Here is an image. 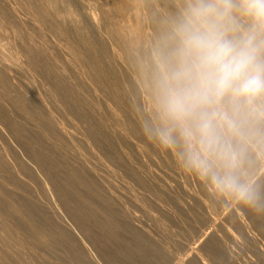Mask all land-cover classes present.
<instances>
[{
	"label": "bare ground",
	"instance_id": "6f19581e",
	"mask_svg": "<svg viewBox=\"0 0 264 264\" xmlns=\"http://www.w3.org/2000/svg\"><path fill=\"white\" fill-rule=\"evenodd\" d=\"M15 31L23 32V33L25 32L28 35V41L26 42L25 40L23 41L18 39V35H17L16 36L17 38H15L14 36V39H18L19 41L12 39V42L14 40L12 45L10 40L12 34L15 33ZM97 34L99 35V37L103 36V38H105L107 41L108 39H110V41L112 42V44L111 43L109 44L110 47H108L107 44L109 41L104 43L100 42L96 38L98 36H95ZM19 37L21 38V36ZM0 39L6 40L8 41V43L10 42L11 46L13 47V52H11L12 54L6 53L13 58V63L11 62L13 65L9 64L10 63L9 61L8 63L3 62V61H7L8 57L7 60L5 58L4 60L1 59L3 61L0 60V72H3V74H5L7 81L9 82L11 87L14 88L15 91L16 90L19 91L26 98H28V100L30 101L32 100L33 103H35L40 107L38 108L34 104L35 108L37 107L38 109H41L43 111V114L45 113L46 114L45 116L48 117V120L52 121L55 124L54 125L55 131L59 138L68 141L70 143L72 150L74 149V147H76L77 149L76 151H78V157L80 159L79 162H81V164L84 165V167L87 165L89 172L92 173L93 176L95 177V180H97L99 189L102 190L103 194L97 193L98 198H100L99 200L101 199L103 200V197H107L108 199L113 201L115 205L119 206L118 213L120 214L119 212L120 210L121 217L127 223L126 224L123 222L122 223L119 222L118 224L120 227H122L124 230H127V232L131 234H136L139 232V234L141 235L144 234L150 236V232L152 231H153L152 233L156 234L154 230H152L154 229V227L152 229L150 228L151 230H149L148 225L151 224L149 223L147 225V222L146 223L143 222L142 221L143 219L141 220L140 216L134 212L135 210L132 204H136L137 203L136 201L138 200L137 196L135 195L136 194L135 192L137 191L136 190L137 187L136 189H134L133 187L134 191L136 190L135 192H133V189L130 184L131 182L129 183L127 181L126 175L133 176L130 171H137L138 174L141 176V178L150 185V188L153 191H155V197L153 203L156 205V207L159 210L164 212L167 211L165 206L163 205V201L167 200L168 203L172 205V209L174 213L176 212L183 213V215H185L184 217L188 215L192 219L190 225V232L187 233L189 234V237L185 241L181 242L183 253L177 256L169 255L170 257H172L173 260L172 264H264V0H0ZM40 41H42L43 44L41 43V45H43V47L39 48V46H41ZM37 42H39L38 47L36 45L38 44ZM5 43L4 45L6 46L7 43L6 44ZM111 45H113L114 48L116 47L115 48L116 50L112 49L114 51L112 53L114 57L110 56L111 61L108 62L105 58V55L106 57L109 56L110 53L107 55L108 53L107 51L109 48L113 47ZM7 46H9V44H7ZM3 47L1 46L2 49H0L2 52L3 50H5V48H7V47L4 48ZM1 51L0 53H2ZM104 53L106 54L104 55ZM4 55L1 56L4 57ZM41 55H45L46 57L48 56V58L50 57L49 59H52V61L55 60L52 63L56 62L55 68L58 69L57 72H62L65 74L66 72L68 73L69 69L72 70L73 68L74 69L76 68L77 72L78 71L81 72L83 71L85 73L87 72L88 80L87 78H85L87 80V81L85 80V82L88 83V81L90 80L89 82H91L92 86L97 90L103 89L106 91L107 88L111 87V88H115L116 91L118 90V88L120 89L123 84L124 86L127 85L126 89L128 90V92L126 93L137 94L140 91L141 94L143 95L144 97L143 99L145 100L144 104L146 106L144 111L146 114L145 118H148V121L147 124H144V122L142 121L144 125V128H141L142 130L139 127L138 128L135 127L134 122H133L134 126L132 124L130 125L132 121L129 120L130 122L128 123L126 118L128 111L126 112L123 105L122 107L124 108L123 110L125 111L126 116H124L121 112H118L117 108L120 106V104L117 108L114 107V109L112 108V106L106 107V105L105 106H103V104L101 105L102 106L101 110L104 109V107H106L105 108V111L107 109L106 113H108L109 111L110 114L113 116V118H111V116L108 118L114 119L113 121H115L116 123L114 122L113 123L115 125L118 124L121 125L120 128L123 127L122 131H119V133L122 136L121 142L125 140V142L123 143L127 146V148L130 147L129 148L130 152H128V150H126V148L123 147L125 149V152L121 153L123 154L121 155L122 158H119V160H117V158H114L115 164L111 162L113 164L111 165L115 166L116 170L114 167L113 169L108 165H104L103 162L100 161L102 159H100L99 160L100 162H98L96 157V161L100 165H102L100 168L101 172L96 171V169H94L93 166L89 164L87 160L88 157H86V155L82 153L83 151L81 152L82 150L81 147L79 146L80 147L79 149L81 150L77 148L79 144H77L76 141L77 140L79 141L80 139L79 138L80 136L79 137L76 136L77 132L74 131L76 132V134H74L72 130H71L72 132H70L69 131L70 129L67 130L64 127V125L58 122L59 119L56 120L57 118H55L53 111L54 109L58 110L57 108L58 106L56 105L57 102L55 103L56 108L54 107L52 111L50 109V107H52L51 104H49L50 105L49 107L47 103H45V101L48 98L45 99L44 96L43 97L41 96V94L37 95L30 92L29 91L30 89H27L28 84L20 80L19 76L21 75L23 70L27 72L28 68L26 69V67L28 65L35 63L36 68L38 67L37 62L39 61V58H41L40 57ZM44 61H47V59L46 60L44 59ZM42 62L43 61L41 58V63ZM46 67L47 65H45L44 69H47ZM51 67L54 66H50L49 68ZM52 69L56 70L54 68ZM75 71L76 70H74V73ZM26 72H23V75ZM31 74L32 73H30V75ZM23 75L21 77H23ZM2 77L4 78V76ZM37 77L35 75V80L38 79ZM41 77L42 75H40L39 80H41ZM28 79L31 80L34 79V75L32 76V78L30 77ZM65 80H69V78L68 79L66 78ZM77 80H75V82ZM82 80L80 79L79 81L82 82ZM26 81L28 82L29 80ZM36 82L37 81H35V83ZM67 82L69 84V81ZM45 83L46 85H49L48 82ZM87 83L86 86H89L90 83H88V85ZM43 84L41 86H43ZM54 85H56V83ZM77 85H78V81H77ZM1 86L2 85L0 84V88L4 87ZM81 86H83V84ZM81 86L78 85L79 87L78 90H81L80 89ZM92 86H90V88ZM29 87H31L30 83H29ZM86 88L85 91H87ZM47 89L50 92L52 91V88L49 86ZM2 90L3 89H1V91ZM97 90H95L94 92H96ZM108 90L111 91V89ZM82 92L81 94H83ZM114 92H112L110 95H112ZM122 93L123 92H121V94ZM45 94L47 96V93H42V95ZM62 94H64V92ZM97 94L96 97H98ZM69 96L70 95L68 94V97ZM78 96L79 95H77V98H79ZM8 97L9 99H11L10 95H8ZM100 97L104 99L103 96ZM127 97L128 98L126 97L125 98L126 99L131 98V96H127ZM137 97L138 98H136V100L139 99V96ZM4 98L5 100L7 99L6 97ZM21 98L17 96L11 102H15V104L16 105L18 104V106L23 105L24 100H22ZM89 98H91V96ZM89 98L87 99L89 100ZM108 98H110V96ZM0 99L2 98L0 97ZM8 100H6L5 103L6 102L8 103ZM90 100L88 102H90ZM108 100L110 101L111 98ZM119 100L121 102H124L123 104L126 103L125 101H123L122 96L117 101ZM96 101L99 102L97 98ZM78 102H80V100ZM92 102L95 103L93 100ZM92 102H91L92 104L91 107H94L93 110L97 109V107H101V106H96L95 108V105L93 106ZM10 104L11 103H9V105ZM13 104H11V106ZM24 105L27 104L25 103ZM24 105L22 107H26ZM112 105H116V104H112ZM125 105H126L125 107L130 106V105L127 106V104ZM8 107L7 109H9ZM14 107L15 106H13L12 110L14 109ZM80 107L81 109H83L82 105H79V107L76 108L78 109ZM85 107L84 109H87V107L86 108ZM63 110L67 112V110H65V107ZM101 110L97 109L94 110L93 112L98 111V113L96 112L98 116L99 113L101 114ZM37 112L39 111L37 110ZM33 113H34V109H33ZM56 113L59 114L58 112ZM60 113L62 114V112ZM57 114L56 116L59 117ZM25 115L23 116L24 118ZM29 115H31L34 119H36L34 114H32L29 111H28V115H26V118ZM66 116H69V114L68 115L66 114ZM47 117L44 118L47 119ZM71 117H70L71 119L74 118V116ZM80 117L81 116L78 117L77 121L80 120L79 119ZM70 118L68 120L69 122H70ZM91 119L92 118H90V120ZM99 119L100 118H98L97 120V117L95 119L93 117V120H91V122H94L95 120L94 122L95 124L94 123L93 124L96 125L97 124L96 121H99ZM103 119L105 125L109 127V125L106 124L107 118L103 117L101 120L103 121ZM101 120L99 121V123L101 122ZM40 122H37L36 124L38 123L40 124ZM148 122L155 123L156 127L155 126L153 127L154 124H152L151 126V124H149ZM113 123L112 125H114ZM7 124H9V122ZM108 124H110V121L108 122ZM3 125L6 124L4 123ZM47 126L49 127V125ZM116 126L114 127L115 129L119 128L118 126L117 127ZM52 127L50 126V128ZM94 127L92 128V130H94ZM109 129L110 128H108V134L110 133ZM112 129L113 128L111 127V131H113ZM115 129L113 132L117 131V129L116 131ZM41 131H42L41 133L43 134L44 130L41 129ZM13 132L15 131L13 130ZM11 133L10 136L11 135L13 136L14 133L12 134ZM79 133L81 132L79 131ZM15 135L16 134H14L13 137H15ZM50 135H48V137ZM85 135L87 137L86 133L84 134V136ZM91 135L93 136V133ZM55 136L56 135L54 134V138ZM4 138H6V136ZM54 138L52 140H54ZM50 139L51 138H49V140ZM57 141L56 142L54 141L56 147H57L56 143H58ZM113 142L114 141H112V143ZM119 143L120 142L116 144L119 145ZM87 145L88 144H86L85 146ZM90 145H94V144L92 143ZM117 145H115V148ZM119 147L117 146V149ZM6 150L8 151L9 149L6 148ZM9 151H11V148ZM91 152L92 155L93 151ZM7 153L5 154L6 156ZM2 154H1V158H2ZM5 155H3V157ZM28 155L30 156L31 154ZM17 156H19V153L17 154ZM7 157L5 159L7 160V162H10L9 160H11L12 158L8 160L9 157L8 158ZM14 158H16L15 155ZM74 158L76 157L74 156ZM2 159L4 160V158ZM17 159L20 158L17 157ZM93 159L90 160L93 161ZM122 161L124 162L127 161L126 162L127 165L126 164L124 165ZM11 162L9 164H11ZM41 162H38L40 163L39 164L40 167H41ZM33 163L35 164V162ZM77 163L75 165H79ZM12 164L15 165L16 163H12ZM12 164L9 165V167H7L6 163L3 164L0 162V172L4 173V176L3 173L0 174V178H1L0 199L9 201L10 204L8 209L2 208V206H0V264L3 263L2 260L3 256H5L6 253L8 252L9 246L10 245L13 246L12 244L13 242L15 244V242L18 241L20 244H22L24 243V241H26V239L22 237L24 235L21 236V231L17 229L20 232L19 233L16 230L17 227L15 228V226H11L12 224L11 218L14 217L18 219L24 217V215H28L24 211V208L27 206L26 205L27 202H23V204L25 203V205H23L25 207L22 209V205L21 206L17 205L15 203L17 200L13 202L10 195V193L19 194L18 190L20 189V186L16 185L17 184L16 181L22 180L23 182L24 180L22 173L18 168L20 167V164L18 165L16 164V166ZM45 165H50V164H45ZM92 165L95 166V164ZM36 169L39 170L38 167ZM119 171L122 172L125 171V175L122 176L123 180L114 181L112 178L114 177L115 174H118ZM49 172L47 173L50 175ZM79 172H76V174H79ZM12 179H19V180L16 181L14 180L16 182L15 184L13 183ZM27 181L28 179L25 182H23L24 186H25L24 183H26V186L28 185V187L31 186V184H33V183L31 184L27 183ZM20 182H18V184ZM135 184L136 183H134V185ZM20 185L22 186V184ZM93 186L94 185H92V187ZM258 186H261V188L258 189L257 188ZM43 187L46 190L44 192H48L52 196H56V194H58L56 193L57 189L55 182H53V180H50L49 178L44 180ZM256 188H257V192L255 193L256 195H252V193L255 192L254 190ZM142 189L144 190V188ZM93 191L95 192V190ZM144 192L146 191L144 190ZM87 193L89 194L88 191ZM74 195L73 197H77ZM140 197L142 198L143 195ZM85 198H89V196ZM53 199L51 198V200ZM26 200L28 199L26 198ZM40 200L41 197L38 199V201ZM104 200L106 201V199ZM53 201H55V199ZM32 202L34 203V201ZM35 204L36 203H34V205ZM109 204L113 205L112 202H110ZM130 204L133 206L134 211L129 206ZM103 207H105L106 209V206ZM140 207H142V205ZM48 208L49 207L47 205L46 209ZM44 209L40 211L43 212L45 211ZM91 209L87 208V210L89 211ZM140 209L142 211L143 207ZM115 210L117 211V209ZM169 212L170 210L168 211V213ZM55 213L57 214V212ZM96 213L98 215V213L100 212L96 210ZM56 214H52V215H56ZM62 214L65 215V213ZM47 215L48 217L49 215L51 216V214H47ZM57 216H61V215L57 214ZM86 216L84 217L87 218ZM93 216L96 215L94 214ZM115 217L117 218V215ZM79 218L81 219V216ZM101 218L103 219V217ZM25 219L26 218H24V221H27ZM33 219L36 220L35 217ZM75 219L77 220V216ZM80 219L78 220L80 221ZM119 219L120 218H118V220ZM15 220L16 219H14V221ZM70 220H72V218ZM113 220L114 219L112 218V221ZM188 220H190V218ZM91 221L92 220H90V222ZM96 222L99 223L98 221ZM18 223L16 222L15 224ZM106 223L100 222L97 228L100 227L99 229L104 231L108 228H112L111 227L112 225L109 226V223L107 224ZM91 224H89L90 229L92 228ZM18 225L20 226L22 224H18ZM27 226L29 225L27 224ZM25 229H23L24 234H26L30 230L28 228L29 230L26 232ZM115 230L117 229H114V231ZM47 231L48 232L40 231V235H38L40 236L42 243L44 242V244H46L48 247L53 242L59 243L58 241L61 240L62 238L61 235L63 233L60 234L59 232H55V231L54 233L50 232L49 230ZM93 231L92 233H97V231L95 232ZM68 232L71 233L70 230H68ZM14 233H16L19 238H15ZM119 233L121 232L119 231ZM27 235H31V234L28 233ZM96 236L98 237V235ZM70 237L72 236L70 235ZM84 237L82 234L81 236H79L78 241L83 252L84 251L86 252L88 259L94 264H101L100 262L102 260H103L102 263L106 262L104 261L105 259L103 258L97 259L98 258L97 255L93 254V252L95 251V250L93 251L92 249L93 243H88L87 241L88 239H83ZM101 237H105V236L100 235V238ZM92 238L95 241V237ZM65 239L63 241H65ZM101 240H105V239L103 238ZM71 241L74 240L71 239ZM28 243L30 242L28 241ZM158 243L157 245H161ZM30 244H32V242ZM33 244L31 246L35 247ZM89 244H91L92 248L89 246ZM17 245H15V248L17 247ZM168 246L169 245H167L166 247ZM39 247H40V251L42 249H46V247L45 248H42L41 246ZM160 247H156V248L158 249ZM17 248L18 251L25 249V247L20 248V246ZM37 249L39 248L38 247L36 248V252ZM11 250H13V247L11 248ZM31 251L33 252V248ZM44 251H41L42 252L41 254H44L46 252ZM15 252L16 251L13 250V253ZM25 253L27 254L29 253V251ZM37 254H39V252L36 253V255ZM13 255L11 257H13ZM17 257H19V255ZM30 257L28 256L27 259L30 260L33 256L31 258ZM40 258H42V256ZM45 258H42V260L43 259L47 260ZM143 258H145V256H143ZM157 258L159 259L160 255L157 256ZM13 259L14 258H12V261ZM35 260L33 259V262H37L36 264H39L38 260L36 261ZM155 260L156 259H154V261ZM48 261L46 262L44 261V262L47 263ZM29 262H31V260ZM40 262L43 261L40 260ZM20 263L21 262H18V264Z\"/></svg>",
	"mask_w": 264,
	"mask_h": 264
},
{
	"label": "rangeland",
	"instance_id": "374dc122",
	"mask_svg": "<svg viewBox=\"0 0 264 264\" xmlns=\"http://www.w3.org/2000/svg\"><path fill=\"white\" fill-rule=\"evenodd\" d=\"M17 33V34H16ZM25 33V32H24ZM23 32H16L15 31V33H13L12 34V37H11V40H10V42L12 43V45H13V42H14V40H18V39H20V40H25L26 42L28 41V35L25 33L24 34ZM16 34V35H15ZM18 35V39H14V36H15V38H17L16 36ZM24 35V36H23ZM27 35V36H26ZM19 36H21V38L19 37ZM95 36H98V37H96L100 42H102V43H104V42H108L107 44H108V47H110V43L112 44V42L110 41V39H108V41L105 39V38H103V36H100L99 37V35L97 34V35H95ZM27 38V39H26ZM100 38H103V39H100ZM12 39H14L13 40V42H12ZM103 40V41H102ZM3 41V42H2ZM5 41L6 40H2V39H0V45L3 47V45H4V43H5ZM19 41V40H18ZM10 42L8 43V41H6V43L7 44H9V46H7V44H6V46L4 45V47H7V48H5V50L6 51H8V52H6L5 50H3V54L2 53H0L1 55H4V57L3 56H1L0 55V60L1 59H3L4 60V58L7 60V57H8V60L7 61H3V60H1V61H3V62H7L8 63V61L10 62L9 64H11V65H13L12 63H13V58L11 57V56H9V54H6V53H11V52H13V47L11 46V44H10ZM38 44H36L37 45V47L39 46V42H37ZM41 43H42V41H40V45H41ZM3 44V45H2ZM43 44V43H42ZM1 46H0V49H2L1 48ZM11 46V47H10ZM111 46H113V45H111ZM3 47V48H4ZM11 49H10V48ZM40 47H43V45H41V46H39V48ZM116 48V47H115ZM114 48V46L113 47H111V48H109L108 49V53H107V55L109 54V56H107L106 57V53H104V55H105V58H106V60L108 61V62H110L111 61V57L110 56H112V57H114V55L112 54L114 51L112 50V49H115ZM10 50V51H9ZM116 50V49H115ZM5 51V52H4ZM12 54V53H11ZM41 58H42V63H41V58H39V61L37 62V68H36V64L35 63H32V64H30V61H29V64L30 65H28L27 67H26V69H27V72L26 71H22V73H21V75L19 76V78H20V80L22 81V82H26V84H28V87H27V89H30L29 91L30 92H32V93H34V94H37V95H40L41 94V96L43 97L44 96V98L45 99H47L46 101H45V103H47V105L50 107V105L49 104H51V106L52 107H50V109L53 111V109H54V107L56 108V106H55V103L57 102V108H58V110H56V109H54V111H53V114L55 115V118H57L56 120H58V122H60V124H62V125H64V127L67 129V130H69L70 132H72L73 131V133L74 134H76V132H77V135L76 136H80L79 138V141L81 142H79L78 140L76 141L77 142V144H79L78 145V149L81 147V149H79V150H81V152L82 153H84V155H86V157H88V158H90V157H93V158H90L91 160L93 159V161H91L90 159H88L87 158V160H88V162H89V164H91V166H93V168L94 169H96V171H98V172H101V166L102 165H100L98 162H103V164L104 165H108V166H110L111 168H115V166H112L113 164H115L114 163V158H117V160H119V158H122V156L121 155H123V154H121V153H123V152H125V149L124 148H126V150H128V152H130V150H129V148H127V146L123 143V142H125V140L124 141H122L121 142V140H122V136H121V134L119 133V131H122V129H123V127H121L120 128V126L121 125H118V124H116L119 128H116L117 129V131H116V129L114 128L116 125L114 124V123H116L115 121H113L114 119H111V118H113V116L110 114V112L108 111V113H106L107 112V109H106V111H105V108L106 107H108V106H112V108L114 109V107L115 108H117L118 106H119V104H120V106L117 108L118 109V112H121L124 116H126V114H125V111L123 110L124 108H125V110H126V112L128 113L127 114V116H126V118H127V121H128V123L130 122V121H132L131 123H130V125L132 124L133 126H134V124H135V127H139L140 129L141 128H144V125H143V122H144V124H147V121H148V118H145V100L143 99L144 97H143V95L141 94V92H140V94H139V92L137 93V94H131V93H126V92H128V90L126 89V86L127 85H123L122 84V86H121V88L119 89L118 88V90H116L115 91V88H107V90L105 91V90H103V89H100V90H97V89H95L93 86H92V84H91V82H89L88 81V83H90L89 84V86H86V83L87 82H85V78H87V80H88V74H87V72L85 73V72H81V71H78L77 72V69L75 68H73L72 70H68V73L66 72L65 74L64 73H62V72H57V68H55V66H56V62L55 63H52V62H54L55 60H53L52 61V59H49L48 58V56L46 57L45 55H41L40 56ZM45 57V58H44ZM44 59L46 60L47 59V61H44ZM109 59V60H108ZM51 62H50V61ZM12 62V63H11ZM40 63V64H39ZM45 63V64H44ZM47 63V64H46ZM49 63V64H48ZM52 63V64H51ZM39 64V65H38ZM44 64V65H43ZM31 65H33V66H31ZM41 65V66H40ZM45 65H47V69H44L45 68ZM30 66V67H29ZM50 66H54V67H51V68H49ZM34 67V68H33ZM31 68V69H30ZM39 68V69H38ZM52 68H54V69H56V70H53ZM70 68V67H69ZM31 70V71H30ZM53 70V71H52ZM74 70H76L75 71V73H74ZM73 73H72V72ZM23 72H26V73H24V75H23ZM80 72V73H79ZM30 73H32L31 75H30ZM59 73H61V74H59ZM82 73V74H81ZM84 73H85V75H84ZM2 74V75H1ZM54 74V75H53ZM62 74H64V75H62ZM23 75V77H21ZM30 75V76H29ZM34 75V79H28V78H32V76ZM35 75H36V77L38 78H36L37 80H35ZM40 75H42V77H41V80H39V78H40ZM120 75V74H119ZM2 76H4V78L2 77ZM60 76V77H59ZM71 76V77H70ZM75 76V77H74ZM77 76H79V77H77ZM2 77V78H1ZM43 77H45V78H43ZM81 77V78H80ZM68 79L69 78V80H65V79ZM70 78H71V80H70ZM72 78H73V81H72ZM78 80H77V79ZM82 80V82L81 81H79V80ZM26 80H29L28 82L26 81ZM44 80V81H43ZM48 80V81H47ZM51 80V81H50ZM65 80V81H64ZM75 80H77L78 81V85L79 86H81L82 84H83V86H86V87H83V86H81L80 87V89L83 91H85V88L87 89V91H81V90H78L79 89V87H78V85H77V81L75 82ZM86 80V81H87ZM35 81H37L36 83H35ZM42 81V82H41ZM63 81V82H62ZM67 81H69V84H68V82ZM34 82V83H33ZM45 82H48L49 83V85H46V83ZM51 82V83H50ZM65 82H67V83H65ZM70 82H72V83H70ZM80 82V83H79ZM5 83H6V85H5ZM29 83H30V86L32 87V89L33 88H35L36 89V91H35V89H31V87H29ZM45 85H44V84ZM52 83H56V85H54V84H52ZM75 83V84H74ZM82 83V84H81ZM88 83H87V85H88ZM0 84L2 85L1 87H3V88H0V91H1V89H3L2 91L3 92H5V93H3L2 91L0 92L1 93V95H0V97L2 98V99H0V107H2V108H0V152H1V154H2V158H4V160L1 158V154H0V162L1 163H6V166L7 167H9V165H11L12 163H16L17 165L18 164H20V167H18L19 168V170H20V172L22 173V176H23V182H25L27 179H28V181H27V183H33V184H31V186H29L28 187V185L26 186V183H24L25 184V186L23 185V182H22V180H19V179H12V181H13V183H15L16 184V182H17V186H20V189L18 190V192H19V194H16V193H10V195H11V198H12V200H13V202H15L16 200V204L17 205H19V206H21L22 205V209L25 207V206H23V205H25V203L23 204V202H27V208L25 207L24 208V211L28 214V215H24V217H21V218H11L12 219V221H11V223L13 224H11V226H15V228H16V230L18 229L19 231H21V236L22 235H24V236H22L23 238H25L26 239V241H24V243H22V244H20L18 241H16L15 242V244H14V242L12 243L13 244V246H9V250H8V254L6 253V257L5 256H3V263L2 264H18V262H21L20 264H29V263H31V264H36L37 262H33V259L35 260H38V263L39 264H48V263H50V264H94L93 262H91L89 259H88V256H87V254H86V252L84 251L83 252V250L81 249V247H80V244H79V241H78V239H79V236H81L82 234H83V237L84 236H86V237H84L83 239H88L87 241H88V243H93L92 245H93V248H92V246H91V244H89V246L93 249V251L94 252H96V253H94L93 252V254H96L97 255V259H105L104 261H106V262H104V263H102L103 262V260L100 262L101 264H162V263H164V264H172V262H173V260H172V257H170L169 255H172V256H177V255H181L182 253H183V249H182V247H181V242H183V241H185L188 237H189V234H187V233H189L190 232V225H191V222H192V219H191V217H189L188 215H186V217H184L185 215H183V213H174L173 212V209H172V205L170 204V203H168V201L167 200H164L163 201V205L165 206V208H166V210L167 211H161V210H159L157 207H156V205L153 203V200H154V197H155V191H153L151 188H150V185L148 184V183H146L142 178H141V176L138 174V172L137 171H130L131 173H132V175L133 176H131V175H126L127 176V181L131 184V187H132V189H133V187H134V189H136V187H137V191L135 192L134 191V189H133V192H135L136 194V196H137V203L136 204H132L133 206H134V210H133V206L130 204L129 206L131 207V209L136 213V214H138L139 216H140V218H141V220L143 221V222H147V225L150 223L151 225H148V228H149V230H151L153 227H154V229H152V230H154V232L156 233V234H154V233H152V232H150V236L149 235H144V234H142V235H144V236H142L141 234H139V232L138 233H136V234H131V233H129V232H127V230H124L122 227H120L119 226V222H123V223H126V221L121 217V211L119 210V212H120V214L118 213V209H119V206H117V205H115V203L113 202V201H111L110 199H108L107 197H103V200L101 199V200H99L100 198H98V196H97V193H99V194H103L102 193V190L101 189H99V185H98V182H97V180H95V177L93 176V174L92 173H90L89 172V169L87 168V165L84 167V165H82L81 164V162H79V157H78V151H76L77 149H76V147H74V149L72 150L71 149V146H70V143L68 142V141H66V140H64V139H62V138H59L58 136H57V133H56V131H55V127H54V123L52 122V121H50V120H48V117L47 116H45L46 114L44 113L43 114V111L41 110V109H38V108H40L38 105H36L35 103H33V101L31 100H28V98H26L22 93H20L19 91H15L14 90V88H12L11 87V85L9 84V82L7 81V78H6V76H5V74H3V72H0ZM34 84V85H33ZM43 84V86H41ZM65 84V85H64ZM34 87H33V86ZM52 85V86H51ZM70 87H69V86ZM75 85V86H74ZM48 86L49 87H51L52 88V91L50 92L47 88H48ZM73 86H74V88H73ZM90 86H92L91 88H90ZM45 87H47V88H45ZM4 88H5V90H4ZM55 88V89H54ZM84 88V89H83ZM89 88H90V90H89ZM93 88V89H92ZM40 89V90H39ZM64 89H66V90H64ZM97 90L96 92L98 93H96V92H94L95 90ZM108 89H111V91L110 90H108ZM123 89V90H122ZM64 90V91H63ZM90 92H89V91ZM92 90V91H91ZM94 90V91H93ZM103 90V91H102ZM115 92H114V91ZM121 90V91H120ZM44 91V92H43ZM83 93V94H81V92ZM105 91V92H104ZM110 91V92H109ZM10 92V93H9ZM53 92H54V94H53ZM64 92V94H62ZM78 92H80V93H78ZM92 92V93H91ZM109 92V93H108ZM112 92H114L112 95H110ZM121 92H123L122 94H121ZM39 93V94H38ZM42 93H47V96H49V97H47L46 96V94L45 95H42ZM70 95V96H73V95H75V96H73V97H68V94ZM84 93H85V95H84ZM89 93V94H88ZM100 93V94H99ZM102 93V94H101ZM118 93V94H117ZM53 94V95H52ZM58 94V95H57ZM91 94V95H90ZM96 94H97V96L99 97H96ZM116 94V95H115ZM119 94H120V96H119ZM123 94H124V96H123ZM128 94V95H127ZM130 94V95H129ZM139 94V95H138ZM8 95H10V98L12 99H9V97H8ZM20 95H22V96H20ZM77 95H79L78 97L80 98H77ZM87 95V96H86ZM89 95V96H88ZM113 95H114V97H113ZM117 95H118V97L120 98L121 96L123 97V101H125L126 103L125 104H127V106H129L130 107V109H129V107H125L126 105L125 104H123L124 102H121L120 100L122 99H120L119 101H117L119 98L117 97ZM17 96H19L22 100H24L25 101V103L28 105V107H27V105H24L25 103H24V101H23V105L24 106H26L27 107V110H26V107H22L23 105H20V106H18V104L16 105L15 104V102H11V101H13V99L14 98H16ZM23 96H24V99H23ZM56 96V97H55ZM81 96V97H80ZM86 96V97H85ZM91 96V98H89ZM94 96V97H93ZM100 96H103L104 97V99H106V100H104L103 98H101ZM110 96V98H111V100L109 101L108 99H110V98H108ZM127 96H131V98H129V99H126V98H128ZM137 96H139V99H137L136 100V98H138ZM4 97H6L7 99L6 100H8V103L6 102L5 103V98ZM51 97V98H50ZM99 100V102H97L96 101V98ZM126 97V98H125ZM86 98V99H85ZM87 98H89V100L90 99H92L95 103H97V104H95V103H93L92 102V100H90V102H88L89 100L87 99ZM125 98V99H124ZM133 98V99H132ZM27 101H26V100ZM45 99H43V100H45ZM51 99H53V100H51ZM72 99V100H71ZM76 99V100H75ZM84 99V100H83ZM117 99V100H116ZM3 100H5V101H3ZM49 100H50V102H49ZM58 100V101H57ZM68 100V101H67ZM80 100V102H78ZM143 100H144V102H143ZM48 101V102H47ZM54 102V103H52V102ZM74 101V102H73ZM81 101H82V103H81ZM85 101V102H84ZM105 101V102H104ZM61 102V103H60ZM75 102H77V103H75ZM91 102L93 103V106L95 105V108H96V106H101L102 104H103V106H105L106 105V107H104V109H102L101 110V108H102V106L101 107H97V109L98 110H101V114H100V116H99V114H98V116H97V113H98V111H95V112H93L94 110H97V109H94L93 110V108L94 107H91L92 106V104H91ZM108 102H109V104H108ZM114 102V103H113ZM5 103V104H4ZM9 103H11V104H13L12 106H11V104L9 105ZM33 103V104H32ZM78 103H79V105H82V107H83V109H81V107L80 108H76V107H79V105H78ZM85 103V104H84ZM86 103H87V105H86ZM98 103H99V105H98ZM116 104V105H112V104ZM136 103V104H135ZM3 104V105H2ZM8 104V105H7ZM30 104H31V106H30ZM38 107H36L35 108V105ZM53 104H54V106H53ZM135 106H134V105ZM143 104H144V106H143ZM78 105V106H77ZM88 105H89V107H91V108H89L88 107ZM122 105L124 106V108L122 107ZM6 106V107H5ZM9 106V107H8ZM13 106H15L16 107V109H15V107H14V111L12 110V108H13ZM60 106H63V107H60ZM87 107V109L89 108L90 109V111H91V113H90V111H89V109L87 110V109H84V107ZM7 107L9 108V109H7ZM30 107H32V108H30ZM64 107H65V110H67V112L66 111H64L63 109H64ZM85 107V108H86ZM25 108V109H24ZM28 108H29V110H28ZM60 108V109H59ZM63 108V109H62ZM70 109V111H69V109ZM76 109V112H75V109ZM2 109V110H1ZM18 109V110H17ZM32 111H31V110ZM33 109H34V113H33ZM39 111V112H37V110ZM93 111H92V110ZM17 110V111H16ZM21 110V111H20ZM116 110V109H115ZM2 111H3V113H2ZM23 111V112H22ZM28 111L29 112H31L32 114H34V116L36 117V119H34L31 115H29L27 118H26V115H28ZM62 112V114L60 113V112ZM88 111H89V113H88ZM132 111V112H131ZM139 111V112H138ZM56 112H58L60 115H62V116H60L59 114H57ZM65 114H64V113ZM75 113V115H74V113ZM97 112V113H96ZM124 112V113H123ZM131 112V113H130ZM24 113V114H23ZM37 113V114H36ZM39 113V114H38ZM59 116V117H61V118H59V117H57L56 116V114ZM71 113V114H70ZM89 115H87V114ZM95 114V116H94V114ZM21 114H23V115H21ZM26 114V115H25ZM66 114L68 115L69 114V116H66ZM92 114H93V116H92ZM132 114V115H131ZM4 115H5V118H4ZM25 115V118L23 117ZM104 115V116H103ZM71 116H74V118L73 119H71L72 117ZM76 116V117H75ZM79 116H81L79 119L82 121H77L78 120V117ZM86 116V117H85ZM91 116V117H90ZM107 116V117H106ZM111 116V118H108V117H110ZM135 116H136V118H135ZM3 117V118H2ZM39 119H38V118ZM44 117H47V119L46 118H44ZM70 118V122L68 121L69 120V118ZM89 117V118H88ZM93 117H94V119L97 117V120H98V118H100L99 119V121L104 117V118H107V120H106V124L107 125H109V127L108 126H106L105 125V122H104V119H103V121L101 120V122L99 123V121H96V125H94L95 123V120H94V122H91V120H93ZM30 118V119H29ZM33 118V119H32ZM42 118H43V121H42ZM90 118H92L91 120H90ZM75 119V120H74ZM88 119V120H87ZM109 119V120H108ZM5 120V121H4ZM6 120H8V121H6ZM29 120V121H28ZM31 120V121H30ZM40 120H41V122H40ZM62 120H64V121H62ZM75 122H74V121ZM90 120V121H89ZM112 120V121H111ZM130 120V121H129ZM33 121V122H32ZM40 122V124L38 125V124H36L37 122ZM47 121V122H46ZM71 121H73V122H71ZM110 121V124H108V122ZM136 121H138V122H136ZM143 121V122H142ZM9 122V124H7ZM36 122V123H35ZM49 122V123H48ZM51 122V123H50ZM65 122V123H64ZM114 122V123H113ZM133 122H134V124H133ZM142 122V123H141ZM150 122V121H149ZM148 122V123H149ZM6 124V125H3V124ZM12 123V124H11ZM34 123V124H33ZM71 123V124H70ZM77 125H76V124ZM82 123H83V125H82ZM94 123V124H93ZM99 123V124H98ZM112 123L114 124V125H112ZM138 123V124H137ZM11 124V125H10ZM35 127H33L32 125ZM49 125V127L47 126V125ZM51 124V125H50ZM53 124V125H52ZM90 126H89V125ZM92 124V125H91ZM102 124H104V125H102ZM140 124V125H139ZM149 124H151V126H152V124H154L153 125V127L155 126L156 127V124L155 123H153V122H151V123H149ZM35 125H37V126H35ZM73 125V126H72ZM82 127H81V126ZM96 126V127H94V126ZM50 126L52 127V128H50ZM67 126H69V127H67ZM116 126V127H117ZM7 129H6V128ZM28 127H29V129H28ZM37 127V128H36ZM39 127H40V129H39ZM90 127H91V129H90ZM94 127V130H92V128ZM106 127H108V128H110L109 130V132L111 133V135H110V133L108 134V128H106ZM111 127L113 128L112 130L114 131V129H115V131L116 132H113V131H111ZM30 128H31V130H30ZM33 128V129H32ZM77 128H79V129H77ZM13 129L15 132H13V130H12V133H14V134H16L15 135V137H13L14 136V134H13V136L11 135L10 136V133H11V130ZM38 129V130H37ZM41 129H43L44 131H45V133H44V131H43V134L41 133L42 131H41ZM50 129V130H49ZM52 129V130H51ZM54 129V130H53ZM75 129V130H74ZM86 129H88V130H86ZM107 129V130H106ZM118 129H121V130H118ZM8 130V131H7ZM10 130V131H9ZM34 130V131H33ZM40 130V131H39ZM72 130V131H71ZM82 130H84V131H82ZM86 130V131H85ZM91 130H92V133H93V136L91 135L92 133H91ZM142 130V129H141ZM28 131V132H27ZM36 131V132H35ZM47 131H52L51 133L50 132H47ZM55 131V132H54ZM74 131H76V132H74ZM79 131L81 132V133H79ZM10 132V133H9ZM48 134H47V133ZM87 134V137H86V135L84 136V134L85 133ZM107 132V133H106ZM11 133V134H12ZM52 133H53V135H52ZM84 133V134H83ZM6 134V135H5ZM47 134V135H46ZM51 134V135H50ZM54 134L57 136V138H56V136H55V138H56V140H55V138H54ZM87 139H85L82 135ZM115 136H113V135ZM118 134V135H117ZM19 135V136H18ZM35 135V136H34ZM39 135V136H38ZM48 135H50L49 137H48ZM93 137H91V136ZM98 135V136H97ZM6 136V138H4ZM41 136V137H40ZM44 136V137H43ZM48 138H47V137ZM120 136V137H119ZM13 137V138H12ZM35 137V138H34ZM46 137V138H45ZM91 137V138H90ZM95 137H96V139H95ZM109 137V138H108ZM120 139H118V138ZM17 138V139H16ZM49 138H51L50 140H49ZM54 138V140H52ZM84 138V139H83ZM89 138V139H88ZM117 138V139H116ZM26 139V140H25ZM48 139V140H47ZM110 139V140H109ZM112 139H114V140H112ZM51 140H52V142H51ZM58 140V141H57ZM82 140V141H81ZM90 140V141H89ZM98 142H97V141ZM114 141L113 143H112V141ZM13 141V142H12ZM44 141V142H43ZM49 141V142H48ZM54 141L56 142H58V143H56L57 144V147H56V145H55V143H54ZM64 141V142H63ZM85 141V142H84ZM108 141V142H107ZM117 141V142H116ZM90 142V143H89ZM118 144V142H120L119 143V145H117L116 143ZM19 143V144H18ZM35 143V144H34ZM54 143V144H53ZM60 143V144H59ZM84 143V144H83ZM94 144V145H90V144ZM42 144V145H41ZM44 144V145H43ZM76 144V145H77ZM83 144V145H82ZM86 144H88L87 146H85ZM123 144H124V146H123ZM70 147H69V146ZM115 145H117L119 148V151H118V149H117V146H116V148H115ZM3 146H4V148H3ZM9 146V147H8ZM73 146V145H72ZM80 146V147H79ZM121 146H122V148H121ZM46 147V148H45ZM54 147V148H53ZM89 147V148H88ZM6 148L7 149H9L10 150V148H11V151H7L6 150ZM13 148V149H12ZM28 148H29V150H28ZM45 148V149H44ZM73 148V147H72ZM94 148V149H93ZM15 149H16V151H18V152H16L15 151ZM116 149V150H115ZM13 150V151H12ZM69 150V151H68ZM72 152H71V151ZM75 150V151H74ZM95 150V151H94ZM3 151V152H2ZM52 151V152H51ZM56 151V152H55ZM90 151V152H89ZM91 151H93V154H94V156H93V154L91 155ZM5 152V153H4ZM9 154H11L12 152L14 153H12L11 155H9ZM29 152V153H28ZM33 154H32V153ZM54 152V153H53ZM77 152V153H76ZM114 152V153H113ZM7 153V156L9 157H7L5 154ZM15 153H19V156H17V154H15ZM41 153V154H40ZM75 153H76V155H75ZM88 153V154H87ZM28 154H31L30 156L28 155ZM34 154H35V156H34ZM40 154V155H39ZM49 154V155H48ZM117 154V155H116ZM119 154H120V156H119ZM3 155H5L7 158H8V160L9 159H11L12 160V162H11V160H9L10 162H11V164H9L10 162H7V160L5 159L6 157L4 156L3 157ZM12 155H13V157H12ZM14 155H15V157L16 158H14ZM39 155V156H38ZM44 155V156H43ZM52 155V156H51ZM90 155V156H89ZM111 155V156H110ZM29 156V157H28ZM50 156V157H49ZM69 156V157H68ZM74 156L76 157V158H74ZM17 157L18 158H20V159H17ZM38 157H40V158H38ZM96 157H97V161H96ZM35 158V159H34ZM38 158V159H37ZM44 158V159H43ZM78 158V159H77ZM17 159V160H16ZM30 159H31V161H30ZM100 159H102V160H100ZM3 162H2V161ZM20 160H22V161H20ZM25 160V161H24ZM28 160V161H27ZM35 160V161H34ZM44 160V161H43ZM69 160V161H68ZM100 160V161H99ZM14 161V162H13ZM42 161V162H41ZM56 161V162H55ZM77 161H78V163H77ZM19 162V163H18ZM26 162V163H25ZM33 162H35V164L33 163ZM38 162H41V167H40V163H38ZM46 162V163H45ZM94 162V163H93ZM98 164H97V163ZM106 164H105V163ZM113 164H112V163ZM127 162V161H126ZM126 162H124V161H122V163L125 165H127V163ZM38 163V164H37ZM79 164L80 165V167H79V165H75V164ZM122 163H121V165H122ZM16 164L14 165V164H12V165H14V166H16ZM36 164H37V166H36ZM44 164V165H43ZM45 164H50V165H45ZM92 164H95V166L94 165H92ZM112 164V165H111ZM75 165V166H74ZM128 165H129V163H128ZM45 166H47V167H45ZM76 166H77V168H76ZM98 166H100V167H98ZM26 167V168H25ZM38 167V169L39 170H37L36 168ZM79 167V168H78ZM98 169H97V168ZM50 168V169H49ZM53 168V169H52ZM84 168V169H83ZM113 168V169H114ZM123 168V167H122ZM49 170V171H47V170ZM77 169V170H76ZM56 172H54V171ZM79 170H80V172H79ZM83 172H82V171ZM115 170H116V168H115ZM35 171V172H34ZM40 171V172H39ZM45 171H46V173H45ZM53 173H55V174H53ZM32 172H33V174H32ZM47 172H49L50 173V175L47 173ZM74 172V173H73ZM76 172H79V174H76ZM122 171H119V173L118 174H115L114 175V177L112 178L114 181H122L123 179H122V176L123 175H125V171L124 172H122ZM3 172H0V174H2ZM39 173V174H38ZM41 173V174H40ZM84 174V175H83ZM91 174V175H90ZM49 175V176H48ZM87 175H88V177H87ZM89 175H90V177L92 176L93 177V179H92V177L90 178L89 177ZM3 176H4V173H3ZM47 176H48V178L50 179V180H53V182H55V185H56V193H58V194H56V196H52L50 193H48V192H44V191H46L45 189H44V187H43V182H44V180L45 179H48L47 178ZM52 176H54V177H52ZM43 177V178H42ZM75 180H74V179ZM89 178V179H88ZM1 179V178H0ZM34 179V180H33ZM59 179V180H58ZM67 181H66V180ZM16 180H19V181H15ZM33 180V181H32ZM77 180V181H76ZM87 180H89V181H87ZM21 181V182H20ZM36 183H35V182ZM74 181V182H73ZM87 181V182H86ZM93 181V182H92ZM18 182H20L19 184H18ZM42 183V184H41ZM69 183V184H68ZM71 183V184H70ZM90 183V184H89ZM91 183H92V185H94L93 187H95V188H93L92 187V185H91ZM134 183H136L137 185H140V186H137L136 184L134 185ZM20 184H22V186L20 185ZM76 184V185H75ZM87 184V185H86ZM142 184V185H141ZM62 185V186H61ZM68 185V186H67ZM71 185V186H70ZM81 185V186H80ZM84 185V186H83ZM64 186V187H63ZM93 188H91V187ZM32 187H34V188H32ZM43 187V188H42ZM78 187V188H77ZM82 187V188H81ZM84 187V188H83ZM140 187H142V188H144V190L148 193H146V192H144V190L142 189V188H140ZM22 188V189H21ZM64 188H67V189H64ZM74 188V189H73ZM77 188V189H76ZM138 188H140V189H138ZM258 189H260L261 188V186H258L257 187ZM257 188L254 190L255 192L254 193H252V195H256L255 193L257 192ZM38 189V190H37ZM97 189V190H96ZM21 190V191H20ZM69 192H68V191ZM78 190V191H77ZM85 190V191H84ZM93 190H95V192L93 191ZM143 190V191H142ZM60 191V192H59ZM66 191V192H65ZM87 191L89 192V194L91 195H89L88 193H87ZM139 191H140V193L141 192H143V193H139ZM43 192V193H42ZM59 193H61V194H59ZM80 193V194H79ZM147 194V196H146V194ZM150 193V194H149ZM25 194V195H24ZM41 196H40V195ZM45 194V195H44ZM69 194V195H68ZM75 194V195H74ZM85 194V195H84ZM86 194H88V195H86ZM27 195V196H26ZM49 195H50V198H49ZM73 195L74 196H77L78 197V199H77V197H73ZM143 195V197L142 198H144V199H142L140 196H142ZM149 195V196H148ZM35 198H34V197ZM61 198H63V199H61ZM89 196V198H85V197H88ZM16 197V198H15ZM41 197V200L40 201H38V199ZM45 197V198H44ZM48 197V198H47ZM91 197H93V198H91ZM150 197V198H149ZM19 200H18V199ZM26 198L28 199V200H26ZM34 198V199H33ZM37 198V199H36ZM51 198L53 199H55V201L57 202V203H59V204H57L55 201H53V200H51ZM64 198H65V200H64ZM69 198H72V199H69ZM15 199V200H14ZM43 199V200H42ZM61 199V200H60ZM76 199H77V201H76ZM96 201H95V200ZM104 199H106V201H109V202H106ZM37 200V201H36ZM46 200V201H45ZM63 200V201H62ZM72 200V201H71ZM92 200V201H91ZM101 201V202H99V201ZM2 201H4V202H2ZM32 201H34V203H36L35 205H34V203L32 202ZM45 201V202H44ZM47 201H48V203H47ZM67 201V202H66ZM63 202V203H62ZM76 202V203H75ZM95 202H96V204H95ZM97 202H99V203H101V204H99V203H97ZM110 202H112V204L113 205H110L109 203ZM20 203V204H19ZM31 203V204H30ZM47 203V204H46ZM51 203H52V205H51ZM54 203V204H53ZM61 203V204H60ZM80 203V204H79ZM85 203V204H84ZM142 203V204H141ZM29 204V205H28ZM39 206H38V205ZM45 204V205H44ZM68 204V205H67ZM70 204V205H69ZM90 204H92V205H90ZM98 204H99V206H101L102 204V206L101 207H99L98 206ZM139 204H140V206L142 205V207H143V209H142V211H141V209L140 208H142V207H140L139 206ZM149 204V205H148ZM42 205V206H41ZM47 205H48V207L50 208H48V209H46L47 208ZM49 205H51V206H49ZM145 205V206H144ZM148 205V206H147ZM0 206H2V208H5V209H8L9 208V206H10V204H9V201H6V200H3V199H0ZM29 206V207H28ZM45 206H46V208H45ZM89 206V207H88ZM103 206H106V209H105V207H103ZM110 206H111V208H110ZM138 206H139V208H138ZM151 206V207H150ZM33 207V208H32ZM42 209H41V208ZM57 207V208H56ZM58 207H60V208H58ZM147 209H146V208ZM45 208V209H44ZM54 210H53V209ZM62 208V209H61ZM87 208L89 209H94V210H87ZM103 210H102V209ZM45 210V211H40V210ZM74 209V210H73ZM105 209V210H104ZM115 209H117V211L115 210ZM138 209V210H137ZM59 212H58V211ZM62 210V211H61ZM96 210L98 211V212H100V213H98V215H97V213H96ZM110 210V211H109ZM137 210V211H136ZM140 210V211H139ZM170 210V212L168 213V211ZM46 211H48V212H46ZM91 211H92V213H91ZM109 211V212H108ZM150 211V212H149ZM55 212H57V214L58 215H61V216H57V214L55 213ZM70 212V213H69ZM71 212H73V213H71ZM113 212V213H112ZM116 212V213H115ZM153 212H154V214H153ZM60 213V214H59ZM62 213H65V215H63ZM68 213V214H67ZM75 213V214H74ZM47 214H51V216L49 215V217H48V215ZM52 214H56V215H52ZM71 214V215H70ZM77 214V215H76ZM96 215V216H93V215ZM99 214H100V217H99ZM173 214H175V215H173ZM77 216V220L78 219H80L79 217L81 216V219H80V221L78 220H76L75 218H76V216ZM79 215V216H78ZM86 215H88V216H86ZM114 219L113 221H112V218L110 217V216ZM117 215V218L115 217ZM142 215V216H141ZM28 216H30V217H28ZM84 216H86L87 218H85ZM90 216H92V217H90ZM144 216V217H143ZM36 218V220H34L33 218ZM69 217V218H68ZM90 217V218H89ZM96 217V218H95ZM101 217H103V219L101 218ZM182 217V218H181ZM23 218V219H22ZM24 218H26L25 220H27V221H24ZM67 218V219H66ZM72 218V220H70ZM83 218V219H82ZM91 218H95L94 220L93 219H91ZM118 218H120L119 220H118ZM190 218V220H188ZM14 219H16L15 221L18 223L19 221V223L18 224H22V225H20V226H22V227H20L18 224H15L16 222L14 221ZM99 219V220H98ZM28 220H29V222H28ZM84 220V221H83ZM90 220H92L91 222H90ZM105 220H107V221H105ZM153 220V221H152ZM34 221V222H33ZM95 221V222H94ZM96 221H98L99 223L100 222H104V223H109V226H111L112 228H108V229H106L105 231L104 230H101V229H99V228H97L98 226H99V223H97ZM165 221V222H164ZM187 221V222H186ZM28 222V223H27ZM37 222H39V223H37ZM41 222V223H40ZM83 223V224H80V223ZM49 223V224H48ZM92 223V224H91ZM94 223V224H93ZM106 223V224H107ZM114 223H116V224H114ZM153 223V224H152ZM27 224L29 225V226H27ZM36 224V225H35ZM89 224H91V227L93 228H91L90 229V227H89ZM127 224V223H126ZM140 224V223H139ZM16 225H18L19 227H20V229H19V227L18 226H16ZM43 225H44V227H43ZM49 225H50V227H49ZM60 225V226H59ZM63 225V226H62ZM88 225V226H87ZM26 227V229H25V227ZM32 228H31V227ZM55 226V227H54ZM62 226V227H61ZM157 226H159V227H157ZM24 227V228H23ZM40 227V228H39ZM51 227H52V229H51ZM65 227V228H64ZM167 227V228H166ZM15 228H14V230H15ZM30 230H29V229ZM46 228V229H45ZM64 228V229H63ZM66 228H67V231H66ZM72 229V231H71V229ZM117 229V230H115L114 231V229ZM151 228V229H150ZM156 228V229H155ZM23 229H25L26 230V234H24V231H23ZM58 229H59V231H58ZM63 229V230H62ZM123 229V230H122ZM17 230V231H18ZM47 230H49L50 232H53L54 233V231L55 232H59L60 234H62L61 235V237L63 238H61V240L60 241H58L59 243H56V242H53L52 244H50V246L48 247L46 244H44V242L42 243V240H41V238H40V236H38V235H40V231H46V232H48ZM68 230H70V232L71 233H69L68 232ZM94 230V231H93ZM101 230V231H100ZM121 232V233H119V231ZM159 230V231H158ZM161 230V231H160ZM18 231V232H19ZM33 231V232H32ZM61 231H64V232H61ZM76 231V232H75ZM78 231H79V233H78ZM92 231L93 232H95V231H97V233H92ZM108 233H107V232ZM66 232V233H65ZM74 234H73V233ZM105 232V233H104ZM119 234H117V233ZM20 233V232H19ZM31 234V235H27V234ZM78 233V234H77ZM100 233V234H99ZM123 233V234H122ZM76 234V235H75ZM93 234H95V235H93ZM107 234H109V235H107ZM125 234V235H124ZM187 234V235H186ZM14 235H15V238H19L18 236H17V234L16 233H14ZM64 235V236H63ZM70 235L74 238H72V237H70ZM96 235H98V237H99V239H98V237L96 236ZM100 235L101 236H105V237H101L100 238ZM122 235V236H121ZM176 237H175V236ZM19 236H20V234H19ZM68 236V237H67ZM121 236V237H120ZM147 236V237H146ZM157 236V237H156ZM159 236V237H158ZM27 237V238H26ZM76 237H77V239H76ZM92 237H95V241L93 240V238ZM136 237H138V238H136ZM66 238V239H65ZM107 239L106 241L105 240H101V239ZM110 238H111V240H110ZM28 239H30V240H28ZM65 239V241H63ZM70 239V240H69ZM71 239L72 240H74L75 241V243H78V244H75L74 243V241H71ZM97 239V240H96ZM31 243L32 242V244L35 246V247H33V246H31L32 244H30V243H28V241ZM36 240H38V241H36ZM112 240H113V242H112ZM66 241H67V243H66ZM71 241V242H70ZM77 241V242H76ZM86 241V242H87ZM99 241V242H98ZM126 241V242H125ZM128 241H131V242H128ZM41 242V243H40ZM98 244H97V243ZM110 244H109V243ZM137 244V246H136V244ZM159 242V243H158ZM165 242V243H164ZM36 243H39V244H36ZM70 243V244H69ZM73 243V244H72ZM103 245H102V244ZM121 243H123V244H121ZM129 243V244H128ZM131 243V244H130ZM134 243V244H133ZM157 243L158 244H161V245H157ZM167 243V244H166ZM18 244V245H17ZM29 244V245H28ZM43 244H44V247H43ZM54 244V245H53ZM109 246H107V245ZM15 245H17V247H19L20 246V248H24L25 247V249H19V250H21L22 251V253H21V251H18V248L16 247L15 248ZM41 246L42 248H45L46 247V249H42L41 251H44L45 253L44 254H41L42 252L40 251V247L39 246ZM71 245V246H70ZM72 245H74V246H72ZM106 246V248H105V246ZM123 245V246H122ZM167 245H169L168 247H166ZM28 246H30V247H28ZM39 248V249H37V252H36V248L37 247ZM77 246V247H76ZM79 246V247H78ZM99 246V247H98ZM134 246H136V247H134ZM160 246H162V247H160ZM13 247V250L14 251H18L17 253L15 252V253H13V250H11V248ZM33 248V252H35V253H33L31 250H32V248ZM66 247V248H65ZM74 247V248H73ZM96 247V248H95ZM134 247V248H133ZM156 247H160V248H156ZM17 249V250H15V249ZM28 248H29V250H28ZM31 248V249H30ZM35 248V249H34ZM79 248V249H78ZM102 248V249H101ZM167 248H169V249H167ZM60 249V250H59ZM70 249V250H69ZM77 250V251H75V250ZM105 249V250H104ZM159 251H157V250ZM166 249V250H165ZM27 250V251H26ZM81 250V251H80ZM29 251V253H25V252H28ZM31 251V252H30ZM50 253H49V252ZM104 251V252H103ZM114 251V252H113ZM144 251V252H143ZM39 252V254H37V255H39L40 257L42 256V258H45V257H47V258H45V259H47V260H42V258H40L39 256H37L36 255V253H38ZM55 252V253H54ZM71 252V253H70ZM98 252V253H97ZM107 252H108V254H107ZM156 252V253H155ZM169 252H170V254H169ZM180 252V253H179ZM47 253H48V255H47ZM74 253V254H73ZM82 253V254H81ZM139 253V254H138ZM146 253V254H145ZM151 253V254H150ZM174 255H173V254ZM10 254V255H9ZM13 255V257H11L12 255ZM22 254V255H21ZM27 255V257L29 256H31L30 258V260H31V262H29L30 260H28L27 259V257H26V255ZM29 254H31V255H29ZM41 254V255H40ZM54 257H52L51 255ZM71 254V255H70ZM76 254V255H75ZM149 254V255H148ZM19 255V257H17ZM35 255V256H34ZM74 255V256H73ZM81 255H82V257H81ZM111 255V256H110ZM132 255V256H131ZM134 255V256H133ZM154 255H155V257H154ZM160 255V258L158 259L157 258V256H159ZM20 256H22V257H20ZM50 256H51V258H50ZM76 256V257H75ZM80 258H79V257ZM103 256V257H102ZM114 257V259H113V257ZM143 256H145V258H143ZM151 256H152V258H151ZM9 257V258H8ZM17 257V258H16ZM66 257V258H65ZM87 259H86V258ZM171 259H170V258ZM12 258H14V259H16V260H14L13 259V261H12ZM22 258V259H21ZM38 258V259H37ZM49 258V259H48ZM113 260H112V259ZM130 258V259H129ZM169 258V259H168ZM21 259V260H20ZM53 259V260H52ZM80 259V260H79ZM112 261H111V260ZM135 261H134V260ZM154 259H156L155 261H154ZM162 259H163V261H162ZM168 259V260H167ZM25 260V261H24ZM35 260V261H36ZM40 260L41 261H43V262H40ZM49 260V261H48ZM170 260V261H169ZM16 261V262H15ZM22 261H23V263H22ZM28 261V262H27ZM46 261H48L47 263H45ZM109 263H108V262ZM162 261V262H161ZM10 262V263H9ZM25 262V263H24ZM33 262V263H32ZM135 262H137V263H135ZM151 262V263H150ZM158 262H160V263H158ZM171 262V263H170Z\"/></svg>",
	"mask_w": 264,
	"mask_h": 264
}]
</instances>
